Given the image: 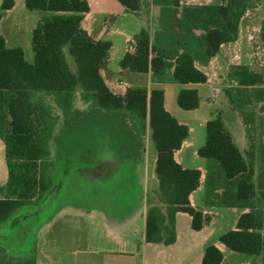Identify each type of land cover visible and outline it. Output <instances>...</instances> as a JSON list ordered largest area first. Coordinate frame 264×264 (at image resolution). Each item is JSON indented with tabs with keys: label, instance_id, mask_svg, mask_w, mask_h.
<instances>
[{
	"label": "trees",
	"instance_id": "trees-1",
	"mask_svg": "<svg viewBox=\"0 0 264 264\" xmlns=\"http://www.w3.org/2000/svg\"><path fill=\"white\" fill-rule=\"evenodd\" d=\"M130 11L141 8V0H119ZM170 5L164 16L180 18L181 26L199 30L195 41L202 48V59L196 51H180L170 45H160L164 56L175 57V78L183 84L205 83L208 75L196 65L200 58L208 62L223 44L234 42L240 33L241 20L249 8L248 0H226L222 5L181 6L180 0H155ZM14 6V0H4L1 11ZM28 9L52 12L44 16L33 30L34 63L28 62L21 46L9 47L0 34V135L6 144L8 180L0 185V223L8 220L27 204L40 202L54 186L49 172L50 141L55 137L56 119L48 107L35 98L36 92L56 96L57 104L67 116L75 94L81 91L90 102L88 113L100 119L123 115L130 120L138 144L150 119L158 158L156 171L175 186L176 205H167V215L160 206H152L147 214L146 241L171 244L176 240L175 216L178 211L192 216V226L202 229L210 216L192 205L190 194L200 186L199 169L184 168L175 158L188 135L165 107L164 90L129 87L125 94L114 93L101 70L110 57L112 41L96 40L82 26L84 13L90 10L87 0H26ZM151 33L142 28L136 34V51L127 53L120 62L122 68L148 72L150 68ZM153 59L158 72L164 59ZM71 58V61L69 60ZM73 63V64H72ZM233 77L241 85L264 83V76L248 65H235ZM178 104L185 110L200 106L196 88L184 87ZM65 116V117H66ZM116 122H118L116 120ZM207 138L198 150L200 156L220 162L228 178L254 174L253 156L244 157L231 132L218 116L207 121ZM237 194L248 199L256 195L255 184L248 178L239 180ZM167 221V223H166ZM229 249L252 255L264 253V210L255 208L241 214L235 229L220 236ZM224 254L216 244H208L201 264H222ZM0 264H26L22 259H9L0 247Z\"/></svg>",
	"mask_w": 264,
	"mask_h": 264
},
{
	"label": "crops",
	"instance_id": "crops-1",
	"mask_svg": "<svg viewBox=\"0 0 264 264\" xmlns=\"http://www.w3.org/2000/svg\"><path fill=\"white\" fill-rule=\"evenodd\" d=\"M87 1L90 10L84 13L82 26L94 39L112 41L110 57L101 70L110 89L116 94H125L129 87L135 86L145 87L149 91L154 88L163 89L166 109L187 127L188 135L181 148L175 152V158L184 168L200 170V186L190 194V200L192 205L211 217L210 221L202 229L196 230L192 226V216L188 212L178 211L175 216L174 242L166 245L146 241L148 210L152 206H160L166 216V206L177 204L174 184L156 171L158 151L148 118L139 144L131 130L128 145L120 151L125 154L122 158H117L113 150V159L104 160L100 147L96 152L98 170L102 169L105 162L120 168V176L112 181V185L120 190L125 188L126 193L115 194L117 190L113 188L112 193L98 192L91 197L95 201H112L116 206L122 205L124 211L112 212L103 208L96 213L95 207L89 208L84 203L87 200L80 198L79 201L71 196L65 204H59L53 211L48 210L43 217L29 216L27 210L35 205L42 206L52 192L57 190L58 183L53 176L54 186L40 201V205H25L8 220L0 223V247L6 250L9 259H22L26 264H201L206 246L216 244L224 254L222 264H225L227 250L235 251L220 241V236L227 231L217 234L218 225L224 218L217 209L226 207L234 214L231 230L236 228L241 214L261 208L250 204L256 195L242 199L237 194L239 180L248 177L255 184L254 174L228 178L218 160L216 163L213 158L199 155L200 147L193 140L194 128L189 122L192 114L183 111L178 104V95L184 87L196 88L200 96V106L193 110H199L203 106L202 95L211 97L210 89L217 91L214 94L217 96L221 89L229 85L232 87L233 83L237 85L234 91L252 86L239 84L230 74L234 65L232 53L224 51L223 48L237 41L223 44L219 53L208 62L198 58L196 65L208 75L207 82L183 84L174 76L176 58L161 56L159 47L170 45L180 51L190 49L203 55L204 50L197 45L194 38L199 30L181 26L180 18L168 23L164 11L171 6L155 0H141L138 11L128 10L119 0ZM3 2L4 0H0V11ZM180 3L181 6L222 5L224 0H180ZM48 14L52 12L28 9L26 0H14V6L2 12L0 34L5 37L9 47L21 46L17 43L24 34L28 33L32 39L34 28ZM142 28H147L151 33L150 68L144 73L122 68L120 65L128 52L136 51V34ZM21 47L26 54L25 48ZM158 56L164 59V67L157 72L153 59ZM114 61H118L117 72L110 69ZM84 102V108L88 110L90 102ZM234 102L235 100L228 102L225 110L219 114H206L200 123L207 124L208 120L218 116L231 132L244 157L248 159L252 155L255 161L257 145L264 146V125L263 128H257L247 117L249 115L245 108L242 105L236 107ZM249 110H253L264 122L262 110L255 107ZM201 158L205 161L201 162ZM8 174L6 144L0 135V185L7 182ZM102 178L100 170L96 180L99 182ZM72 187L74 180L69 181L66 189ZM22 217L27 222H22ZM242 264L252 262L245 261Z\"/></svg>",
	"mask_w": 264,
	"mask_h": 264
},
{
	"label": "rangeland",
	"instance_id": "rangeland-1",
	"mask_svg": "<svg viewBox=\"0 0 264 264\" xmlns=\"http://www.w3.org/2000/svg\"><path fill=\"white\" fill-rule=\"evenodd\" d=\"M223 4H226V0H224ZM248 4L249 8L240 23V33L236 40L237 42L223 48L224 51L232 53L234 65H232L230 70L231 76H233L235 63L248 65L251 70L260 72L264 76V0H248ZM175 19L173 18L171 21L174 22ZM179 24L181 25V22ZM196 35L200 34H195V37ZM17 45L25 48L26 59L28 62L34 63L35 51L30 35L25 33ZM197 54L202 59L203 55L200 52ZM69 60L71 61L70 57ZM110 69L117 72L119 69L118 61H114ZM235 86L237 85L233 83L232 87L229 85L221 89L217 96H214L217 91L210 89L211 97L206 98L205 94L202 95L203 106L199 110L183 109L185 113L192 114L189 116V122L194 128L192 136L197 147L203 146L207 138L206 124L200 123L201 118L210 112L219 114L222 110H225L226 104L231 100H235L236 107L242 105L245 108L246 113L249 115L247 117L257 128H263L264 122L262 119L253 110L250 111L249 108L255 107V109L264 112V83L234 91L236 89ZM35 98L38 101H42L51 113L53 112L57 122L55 137L50 141L51 156L49 157L50 167L48 170L51 175L53 174L52 177L54 176L58 185L57 190L52 192V195L46 199L42 206L35 205L30 210H27L26 213H29V216L40 215V217H43L48 213V210L53 211L59 204H65L71 196L79 201L80 198H84V201L87 200L84 203L88 204L89 208L95 207L96 213L98 212L97 210L103 208L112 212L124 211L125 208L122 205L116 206L112 201L104 203L95 201V198L91 196L98 192H104V194L112 193L113 188L117 190L115 194L124 195L126 193L125 188L120 190L112 185V181L120 176V168L116 165L105 162L102 169H100L103 178L99 182L96 180L97 172L100 170L97 169L99 166H97L95 159L98 147L102 150L101 156L104 160L111 161L113 159V150L117 158L125 156L120 151L128 145V136L132 134L130 120L128 121L127 118L120 114L116 115L115 119L112 117L103 119L101 115L100 119L102 120H97L99 116L92 115L91 117L88 110L84 108L85 102L80 90L75 94L73 105H71L67 116L57 104L55 95L39 91L35 93ZM200 161L203 162L205 160L201 158ZM213 161L217 163V160L213 159ZM195 165L197 164H192V166ZM253 167V180L256 184L257 192L250 204L261 207L264 210V146L257 145ZM71 180H74V187L66 189ZM82 189L83 191L81 192ZM2 196L0 194V197ZM217 210L224 217L217 230V234H222L232 227L234 214L226 207H220ZM21 220L22 222H27L23 217ZM41 242L42 240L40 239L39 243ZM227 251L225 264H242L245 261H250L252 264H264V254L252 255Z\"/></svg>",
	"mask_w": 264,
	"mask_h": 264
}]
</instances>
